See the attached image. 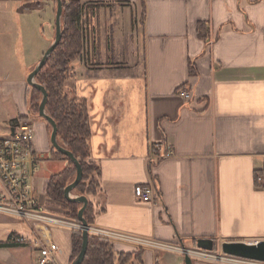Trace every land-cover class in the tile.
Listing matches in <instances>:
<instances>
[{"label": "crops", "instance_id": "1", "mask_svg": "<svg viewBox=\"0 0 264 264\" xmlns=\"http://www.w3.org/2000/svg\"><path fill=\"white\" fill-rule=\"evenodd\" d=\"M82 2L89 30L67 89L88 105V161L99 168L98 191L88 196L92 225L193 249L192 264H226L224 241L264 240V189L257 182L264 173V0ZM54 4L0 0V138L12 134L11 120L29 112L26 75L55 39ZM42 21L46 48L20 75V41L35 47ZM183 88L189 99L179 94ZM40 126L33 147L44 154L51 132ZM153 147L172 154L154 162ZM137 185H152L153 200L138 199ZM45 194L46 186L37 193L41 200ZM13 234L27 242L12 243ZM49 236L58 244V264H71L72 230L52 226ZM200 238L213 239L215 252L197 248ZM112 244L116 253L142 252L140 263L129 264H171L173 253L172 264L186 263L185 253ZM38 247L27 223L0 213V264H34Z\"/></svg>", "mask_w": 264, "mask_h": 264}, {"label": "trees", "instance_id": "2", "mask_svg": "<svg viewBox=\"0 0 264 264\" xmlns=\"http://www.w3.org/2000/svg\"><path fill=\"white\" fill-rule=\"evenodd\" d=\"M85 5L82 0H63L62 38L49 56L46 64L37 73L36 81L43 84L48 91L46 112L58 125L57 137L59 143L72 151L82 165L83 177L73 192L89 196L96 194L98 191L99 182L94 174L99 173V168L93 162L88 161V141L91 134L88 105L85 99L73 95L72 91L67 89V81L73 69L72 64L77 57H80L84 49L85 32L82 17L85 13ZM198 32L202 39L209 37L205 23H199ZM29 88V112L39 116L40 102L43 97L42 92L31 85H29ZM30 115L27 114L18 119H26ZM18 119L11 120L12 125ZM47 124L50 125L48 121ZM51 155L55 158L61 157L69 163L61 171L53 173L49 177L46 194L49 199L65 207L68 211V218L80 222L78 213L83 204L69 201L65 197L66 186L76 177V165L65 154L56 150L54 146L51 148ZM88 181L90 182L88 183ZM84 217L88 224L93 223V207L90 201L84 212ZM82 243V229L72 230L71 263L79 255ZM141 255L142 252L132 254L116 253L112 242L107 238L90 236L87 252L81 264H129L131 260L132 262L139 260L140 263Z\"/></svg>", "mask_w": 264, "mask_h": 264}, {"label": "built area", "instance_id": "3", "mask_svg": "<svg viewBox=\"0 0 264 264\" xmlns=\"http://www.w3.org/2000/svg\"><path fill=\"white\" fill-rule=\"evenodd\" d=\"M179 94L186 99L191 97L189 91L185 88L181 89ZM13 129V134L9 137L0 138V213L20 218L25 223L35 226V231H38L40 236H37L39 247L34 264H58L56 259L58 244L49 236L51 227L75 230L82 229V224L68 217L61 218L46 213V211H49L48 207L37 195L34 184V177L39 170V161L44 157V155H39L33 147L34 127L31 122L25 119H18ZM156 148L153 147L150 155V159L154 162L172 154L170 149L166 153L161 154ZM257 182L264 189V173L257 176ZM154 193L152 185H137L134 189L135 196L146 202L153 200ZM89 235L105 237L112 243L116 241L129 243L139 249L195 254L193 249L187 250L167 241L113 229L98 228L92 224H89ZM10 241L22 244L27 242V238L13 234L10 236ZM258 241L260 240L251 242L257 243ZM201 256L207 259L214 258L212 254L205 251H201ZM221 258L226 264H264V261L261 260L225 254ZM154 264L161 263L155 261Z\"/></svg>", "mask_w": 264, "mask_h": 264}, {"label": "water", "instance_id": "4", "mask_svg": "<svg viewBox=\"0 0 264 264\" xmlns=\"http://www.w3.org/2000/svg\"><path fill=\"white\" fill-rule=\"evenodd\" d=\"M57 1V10H56V34L55 39L51 43V45L47 48L44 55L42 56L41 60L37 63L33 70L29 72L27 75V82L29 85L36 87L42 92V100L40 102L39 107V116L47 120L50 125L52 126L51 131V142L54 148L61 153L65 154L69 157L77 168V174L75 179L69 183L65 188V197L69 201L82 203V207L79 210V221L82 224V231H83V243L82 249L79 255L75 258V260L71 264H81L85 258L88 243H89V224L84 217V212L89 204V198L87 195H76L72 194L74 188L81 182L83 177V168L78 160V158L73 154L72 151L63 147L58 141V125L56 121L47 114L46 112V103L48 100V91L43 84H40L36 81V75L41 70V68L46 64L49 56L58 46L62 38V14H63V0H56ZM13 134V132H12ZM196 246L199 249H203L206 251H214L217 248L215 241L211 238H200L196 241ZM221 251L225 255L241 257L246 259H253V260H261L264 261V240H260L257 243L255 242H248V241H224L221 245ZM186 264H192V260L189 254H186L185 258Z\"/></svg>", "mask_w": 264, "mask_h": 264}, {"label": "rangeland", "instance_id": "5", "mask_svg": "<svg viewBox=\"0 0 264 264\" xmlns=\"http://www.w3.org/2000/svg\"><path fill=\"white\" fill-rule=\"evenodd\" d=\"M53 2L55 3L54 5H56V1L53 0ZM92 7H94V6H91V8ZM87 8H88V6L86 4L85 5V13H84V16L82 17L83 18L82 21H83L84 32L87 31V30H89V28H87V26H86L87 23L90 20L89 16L88 15L86 16V10H87ZM40 24H41V26H39L36 29L35 42H34V40H31L32 41V45L31 46H35V47H25V46H23L22 41H20L19 48H18V58H19V61H20L21 65L18 66V72H17L20 75L23 72L21 68H24L25 66H28L30 64L33 53L35 51L38 52L39 50L42 51L44 48H46L44 46L42 48V44L44 43V37L42 36L43 35V30H44V22L42 21ZM54 29H55V26L53 27V30ZM71 73H72V71H71ZM26 79H27V75H26ZM29 91H30V88H29V85H28V87H27V101L29 100ZM28 109L30 111L29 102H28ZM30 113H31V115H30ZM28 114L30 116H28L29 118H26L25 120H27V121L35 124L34 131H35V133L37 134V137H38V135L41 132L38 127H41L40 125L45 124V123L48 126L47 120H45L44 118L39 117L38 115L33 114L32 112H28ZM48 130H49V133H50L51 132V126L50 125L48 126ZM2 136L3 135H0V137H2ZM33 140H34V137H33ZM47 142L49 143L50 148L49 149H45L46 151H45L44 154H42V152L39 151V150H38V152H37V150H35L39 155H44L45 156L43 159H41L39 161V170H38L37 174L34 177V184H35V186L37 188V193L38 194H43L44 188L46 186V182H47L48 178L53 173H56V172H58V171H60L62 169V167H61L62 166V163L65 161L66 166L69 163L67 160H65V159H63L61 157H56V158L55 157H52V155H51V148H52L53 145H52V142H51V137H50V139H48V136H47ZM89 182L90 181H88V183ZM72 194L74 196L79 195L75 191L72 192ZM89 196H91V195H89ZM42 201L48 207V210L49 211H46V213L53 214L54 216L61 217V218H67V212L68 211L65 209V207H63L59 203H56L53 200L49 199L48 196H47V194H45V196H43V200ZM29 226H31V228L35 231V226H32V225H29ZM35 234L37 236H40V234L38 233V231H35ZM163 251H165V250H163ZM213 252H215V251H213ZM173 254H171L169 256V258L170 257L172 258L171 259V262L172 263L175 261V258H174V255ZM180 257L184 260L185 255L180 254ZM27 259L30 260L29 257H27ZM163 260L166 261V257ZM168 262L171 263L170 261H168Z\"/></svg>", "mask_w": 264, "mask_h": 264}]
</instances>
